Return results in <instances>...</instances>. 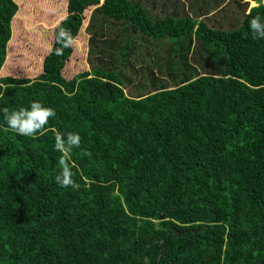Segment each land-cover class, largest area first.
<instances>
[{"label": "trees", "instance_id": "16d2710c", "mask_svg": "<svg viewBox=\"0 0 264 264\" xmlns=\"http://www.w3.org/2000/svg\"><path fill=\"white\" fill-rule=\"evenodd\" d=\"M38 2L0 0L2 57L14 14L51 25L38 73L0 75V109L56 112L34 137L0 112V264H264V40L248 31L264 0H53L31 16ZM91 7L89 69L65 77L76 51L54 55L55 31L76 39ZM67 132L81 144L60 188Z\"/></svg>", "mask_w": 264, "mask_h": 264}, {"label": "rangeland", "instance_id": "374dc122", "mask_svg": "<svg viewBox=\"0 0 264 264\" xmlns=\"http://www.w3.org/2000/svg\"><path fill=\"white\" fill-rule=\"evenodd\" d=\"M53 0H40V6L33 7V13L31 16L36 15L41 12V7L46 11H50ZM62 3V2H61ZM249 7H252L253 2L248 1ZM34 4H37L35 2ZM224 3H222L223 5ZM181 7L186 9V3H181ZM31 8V7H30ZM55 8V7H54ZM18 9V8H17ZM28 9V8H27ZM25 8V10H27ZM29 11V10H28ZM27 11V16L25 14L20 15L21 17L15 16L11 17L10 21V40L3 46L4 56H0V70L1 74L10 73L16 76H34L40 71V61L42 56L40 55L39 49L42 52L47 51V43L51 41V25L45 24L43 19L39 16L29 19V13ZM58 15H55L52 19V24L59 21L64 16V8H59L57 11ZM93 12V7L88 8L84 11V18L81 30L78 37L74 40L73 47H75V55L71 58L67 66L64 68L65 77H72L75 73L88 70L89 65L87 62V47H88V32H85L90 15ZM40 15V14H39ZM1 29V28H0ZM2 30H0L1 33ZM44 41L45 44H44ZM1 44V43H0ZM44 44V45H42ZM45 47V48H44ZM41 52V53H42ZM43 53V54H44ZM42 54V55H43ZM11 68V69H10ZM161 77L169 83L170 79L165 72L162 73ZM126 83H131L132 81L126 80ZM128 92V88L126 89Z\"/></svg>", "mask_w": 264, "mask_h": 264}, {"label": "clouds", "instance_id": "9594fccd", "mask_svg": "<svg viewBox=\"0 0 264 264\" xmlns=\"http://www.w3.org/2000/svg\"><path fill=\"white\" fill-rule=\"evenodd\" d=\"M252 6H256L254 2ZM248 31L253 40H264V16L260 14L253 16L248 22ZM74 40L70 31L58 26L54 34V41L58 47L52 50L53 54L61 55L64 49L73 46ZM0 112L3 113L6 130L23 137H34L42 133L49 120L56 116L53 108L46 107L39 101H32L27 107L12 111L0 109ZM80 144L81 136L76 132L57 133L54 137L53 150L60 155L57 158V171L53 179L60 188L74 186V172L69 164V157L73 149L79 148Z\"/></svg>", "mask_w": 264, "mask_h": 264}]
</instances>
